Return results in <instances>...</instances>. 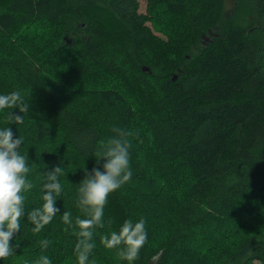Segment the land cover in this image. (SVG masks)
<instances>
[{
	"label": "trees",
	"instance_id": "1",
	"mask_svg": "<svg viewBox=\"0 0 264 264\" xmlns=\"http://www.w3.org/2000/svg\"><path fill=\"white\" fill-rule=\"evenodd\" d=\"M143 1L0 0V94L30 105L23 124L0 110L32 169L26 212L42 207L45 172L65 173L60 211L36 234L25 215L0 264H78V188L116 127L135 133L132 177L108 198L89 264H129L101 237L141 218L132 264H264V0H237L234 17L225 0Z\"/></svg>",
	"mask_w": 264,
	"mask_h": 264
},
{
	"label": "clouds",
	"instance_id": "2",
	"mask_svg": "<svg viewBox=\"0 0 264 264\" xmlns=\"http://www.w3.org/2000/svg\"><path fill=\"white\" fill-rule=\"evenodd\" d=\"M19 109V113L8 111L6 118L16 124H23L24 114L29 113L28 100L19 90L8 94H0V110ZM115 133L111 139L101 145L97 158V165L91 170L84 171V178L78 188L77 208L87 216L86 219H76L75 224L79 231L75 233L79 239L75 245V254L78 264H89L95 243L93 241L94 229L103 228L104 209L109 196L118 190L132 177L130 165L131 141L129 137L135 135L132 131L121 128H113ZM22 138H14L10 127L0 129V260L15 255L18 244L13 245L12 240L20 232L21 220H27L34 225L31 231L36 234L51 223L55 215L60 211L56 206L57 197L63 191L60 177L64 170L56 166L45 172L41 192L42 207L25 210V195L33 188L28 174L32 169L28 165L26 155H22L19 148ZM101 160L103 163L101 164ZM65 224H71V213L65 211L62 216ZM114 221L109 220L111 225ZM148 240L146 221L141 218L137 222L125 220L119 231H112L101 237V243L108 249L120 248L118 255L129 264L139 259L141 249ZM47 248V239L40 241ZM36 264H52L48 256H42Z\"/></svg>",
	"mask_w": 264,
	"mask_h": 264
},
{
	"label": "rangeland",
	"instance_id": "3",
	"mask_svg": "<svg viewBox=\"0 0 264 264\" xmlns=\"http://www.w3.org/2000/svg\"><path fill=\"white\" fill-rule=\"evenodd\" d=\"M237 0H225L224 1V10L223 13L225 16L234 17L237 14L241 15L242 13L237 12ZM139 11L144 12L145 2L143 0H139ZM243 25L248 29V31L254 30L258 25V20L254 16L245 15Z\"/></svg>",
	"mask_w": 264,
	"mask_h": 264
}]
</instances>
